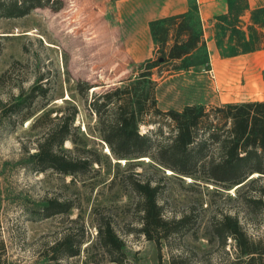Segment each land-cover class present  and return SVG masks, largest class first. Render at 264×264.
I'll use <instances>...</instances> for the list:
<instances>
[{
    "label": "rangeland",
    "instance_id": "374dc122",
    "mask_svg": "<svg viewBox=\"0 0 264 264\" xmlns=\"http://www.w3.org/2000/svg\"><path fill=\"white\" fill-rule=\"evenodd\" d=\"M257 1L264 4V0ZM220 43L221 58H226L219 68L211 57L208 69L190 68L160 81L156 89L160 108L264 100V50L230 58L225 54L235 49L234 41L221 38ZM140 61L129 53L122 38L116 0H63L58 11L37 8L22 17L0 19V264H44L48 262L42 255L45 248L71 230H83V242L79 255L63 259L62 264H118L114 256L124 264H170L171 253L189 249L203 258L202 253H215L217 243H209L207 236L221 211L238 212L252 236L264 234V213H247L242 208L239 185L226 189L193 183L171 171L163 173L149 158L134 162L102 158L101 165L74 176L52 169L40 172L28 164L26 154L34 150L39 129L31 128L32 119L21 121L14 112L20 94L36 83L47 89L35 101L36 115L75 104L79 110L76 123L88 144L105 151V145L99 144L96 118L87 112L76 82L86 80L99 91L103 83L128 77L132 62ZM64 146L71 144L67 141ZM133 178H150L160 186L158 201L168 217H187L182 232L163 241L160 250L138 232L137 199L130 188ZM49 198L58 203L70 200L73 207L67 213L43 217ZM102 220L123 242L119 255L99 241ZM192 262L196 264V257Z\"/></svg>",
    "mask_w": 264,
    "mask_h": 264
},
{
    "label": "trees",
    "instance_id": "16d2710c",
    "mask_svg": "<svg viewBox=\"0 0 264 264\" xmlns=\"http://www.w3.org/2000/svg\"><path fill=\"white\" fill-rule=\"evenodd\" d=\"M228 1L247 7L246 0ZM62 6L63 0H0V19L22 17L37 8L58 11ZM148 26L152 55L132 62L128 77L103 83L99 91L86 80L76 82L87 112L96 118L99 144H106L109 153L88 144L76 123L79 110L75 104L67 103L36 115L35 101L47 93L42 84L36 83L14 102V112L20 120L32 119L31 128L39 129L34 150L26 154L28 164L40 172L52 169L74 176L101 165L102 158L127 162L149 158L163 173L168 170L180 179L190 178L193 183H210L226 189L239 185V190L243 188L237 196L242 208L247 213H264V100L160 108L156 98L160 81L190 68L208 69L210 58L196 1L189 0L187 11L152 19ZM261 27L264 6L251 10L248 38L244 31L231 27L235 49L222 54L264 48ZM90 89L93 92L89 98ZM67 141L71 147L64 146ZM130 188L137 199L138 232L153 240L160 250L163 241L182 232L187 217H168L164 213L158 201L160 186L150 178H133ZM58 202L49 198L42 216L67 213L73 207L70 200ZM98 228L101 245L119 255L123 242L113 227L102 220ZM83 236V230H71L55 238L42 254L48 261L44 264H62L63 259L79 255ZM207 238L209 243H217L215 253H202V258L193 250H182L171 253L169 263L192 264L196 257V264H264V234L255 237L248 233L238 212L221 211ZM114 259L124 264L121 257Z\"/></svg>",
    "mask_w": 264,
    "mask_h": 264
},
{
    "label": "crops",
    "instance_id": "0c3cea01",
    "mask_svg": "<svg viewBox=\"0 0 264 264\" xmlns=\"http://www.w3.org/2000/svg\"><path fill=\"white\" fill-rule=\"evenodd\" d=\"M196 3L209 57L211 60V57L216 59L219 68L226 58H221L220 39L227 42L232 37L233 26L244 31L248 38L250 12L264 4L257 0H246L247 7L241 8L236 1L228 0H196ZM188 7L189 0H116L122 38L133 58L144 60L152 54L153 42L148 26L150 20L185 12ZM260 29L264 32V27Z\"/></svg>",
    "mask_w": 264,
    "mask_h": 264
},
{
    "label": "water",
    "instance_id": "95a60500",
    "mask_svg": "<svg viewBox=\"0 0 264 264\" xmlns=\"http://www.w3.org/2000/svg\"><path fill=\"white\" fill-rule=\"evenodd\" d=\"M105 151H107V153H109V149H108L106 144H105Z\"/></svg>",
    "mask_w": 264,
    "mask_h": 264
},
{
    "label": "built area",
    "instance_id": "2783aa9c",
    "mask_svg": "<svg viewBox=\"0 0 264 264\" xmlns=\"http://www.w3.org/2000/svg\"><path fill=\"white\" fill-rule=\"evenodd\" d=\"M209 72L213 75V70L212 69H210Z\"/></svg>",
    "mask_w": 264,
    "mask_h": 264
}]
</instances>
